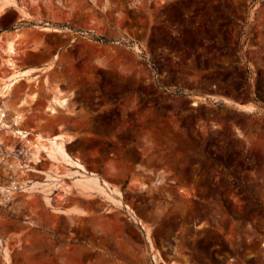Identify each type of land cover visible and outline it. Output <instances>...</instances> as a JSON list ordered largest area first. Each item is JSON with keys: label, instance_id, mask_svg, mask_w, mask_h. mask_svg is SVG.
I'll return each mask as SVG.
<instances>
[{"label": "rangeland", "instance_id": "374dc122", "mask_svg": "<svg viewBox=\"0 0 264 264\" xmlns=\"http://www.w3.org/2000/svg\"><path fill=\"white\" fill-rule=\"evenodd\" d=\"M7 36L45 66L0 95V264H264V0H14Z\"/></svg>", "mask_w": 264, "mask_h": 264}, {"label": "bare ground", "instance_id": "6f19581e", "mask_svg": "<svg viewBox=\"0 0 264 264\" xmlns=\"http://www.w3.org/2000/svg\"><path fill=\"white\" fill-rule=\"evenodd\" d=\"M14 3V0H0V11L4 10L8 5H11ZM21 12L24 13L26 16L29 15L28 11L25 8H20ZM40 27L44 30H59L57 27H52L48 25H40ZM4 34V33H3ZM10 35V34H8ZM19 35V34H18ZM5 36V35H4ZM17 36V35H16ZM16 36H7L5 39L3 37L0 40V48L1 53L6 55V58H4L5 63L8 64L11 68H13V72L8 75V77H5V81L2 80L0 85V95L3 96L5 99L10 95L11 90L13 89V86L19 82L23 78H28L31 80L35 77L36 74L30 75V72L34 69H40L39 66L36 67H30L26 69H22L18 67V61L16 56L18 55V48H17V41ZM0 53V54H1ZM2 55V54H1ZM5 57V56H3ZM51 66V65H50ZM50 66H47L46 68H49ZM44 68V67H43ZM45 68V69H46ZM44 70V69H43ZM1 78V77H0ZM4 78V77H2ZM58 86V85H57ZM52 91V90H51ZM33 97L36 96V93L32 94ZM214 97L223 98L224 101L229 103H235L238 106H240L243 109H246L248 111H254L256 110V105L252 102L249 103H240L237 101H234L228 97L225 96H218L215 94H212ZM5 101V100H4ZM25 100L23 99V102ZM70 101V96L65 93V91L59 87L54 88L51 98L46 106V110H48L51 114H56L59 112L61 108H68ZM6 102V101H5ZM7 108L6 106L1 105L0 106V126L9 127L10 124L6 122L5 117L7 116ZM13 123L16 125L14 128H12L13 132L16 133L22 140H33L35 142L34 146L38 149L40 148H46L50 154H55L58 152L60 156L73 163L77 164L79 166H83V164L80 162L79 158L73 156L67 149H66V143L72 141L74 139L73 136L67 135L64 133H59L54 136H43L41 133L33 132L32 130L24 129L20 127L21 123L24 120L23 113H15L13 117Z\"/></svg>", "mask_w": 264, "mask_h": 264}, {"label": "crops", "instance_id": "0c3cea01", "mask_svg": "<svg viewBox=\"0 0 264 264\" xmlns=\"http://www.w3.org/2000/svg\"><path fill=\"white\" fill-rule=\"evenodd\" d=\"M41 67H40V69L38 68V69H34V71L32 70L31 72H30V75L31 74H37L38 72H40V71H43V67L45 66V65H40ZM27 68V67H26ZM26 68H22V69H26ZM249 103V102H248Z\"/></svg>", "mask_w": 264, "mask_h": 264}]
</instances>
